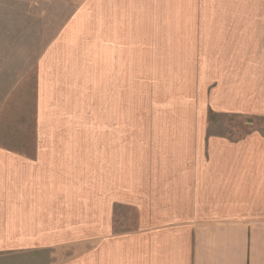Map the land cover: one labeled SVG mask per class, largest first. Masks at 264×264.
<instances>
[{"label": "crops", "instance_id": "crops-1", "mask_svg": "<svg viewBox=\"0 0 264 264\" xmlns=\"http://www.w3.org/2000/svg\"><path fill=\"white\" fill-rule=\"evenodd\" d=\"M50 3L0 264H264V134L207 121L264 103V0Z\"/></svg>", "mask_w": 264, "mask_h": 264}, {"label": "rangeland", "instance_id": "rangeland-1", "mask_svg": "<svg viewBox=\"0 0 264 264\" xmlns=\"http://www.w3.org/2000/svg\"><path fill=\"white\" fill-rule=\"evenodd\" d=\"M50 1L0 0V138L4 141L11 139L12 125L28 121L35 46L39 50L52 31L41 15L58 13ZM18 93L17 101L12 103L9 96ZM198 105L196 103L197 108ZM249 105L259 113L210 111L207 118L209 133L237 138L256 129L264 134V103ZM226 106L232 110L240 104Z\"/></svg>", "mask_w": 264, "mask_h": 264}]
</instances>
